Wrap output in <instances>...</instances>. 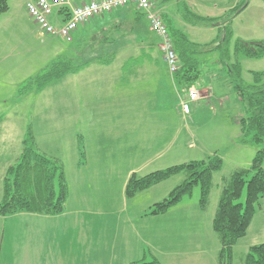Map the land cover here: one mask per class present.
<instances>
[{
  "label": "rangeland",
  "instance_id": "rangeland-1",
  "mask_svg": "<svg viewBox=\"0 0 264 264\" xmlns=\"http://www.w3.org/2000/svg\"><path fill=\"white\" fill-rule=\"evenodd\" d=\"M162 2L156 0V6L163 14L166 12V20L169 17L174 18V15L183 19L180 27L176 22L168 20L173 27H178L191 42L206 46V51L212 50L199 56L203 62L202 73L195 87L200 93V99L190 105L191 113L189 116L184 115L183 124L184 130H189L193 137H189L185 132V151L178 158L182 160H178L179 164L176 165L206 160L214 155L219 156L224 165L220 172L214 174L213 189L206 212L200 211V186L194 187L191 194L185 196L176 207L170 209L172 219L167 224L169 227V249L167 252L162 250L158 255L164 263L168 264L172 262L171 257L165 258L164 255L171 254L172 250L183 255L182 264H219L218 254L221 245L217 234L213 231L212 224L221 192L235 171L250 168L258 149L244 147L239 142L241 133L239 121L245 113L243 104L236 93L230 69L222 62L224 48L216 50L214 46L221 39V31L216 28L210 29L212 27L192 26L187 19L192 18V13L202 17L220 18L239 6L238 12L235 13L230 23L232 39L228 47L231 63H233L236 60L235 45L237 41L250 44L264 43V0H165ZM8 4L10 12L0 15V25L4 26V30L0 32V46L5 55L9 57L6 68L0 69V117L3 119L0 127L7 144L3 160L9 165L11 161L19 157L23 138L30 130L34 136L38 137L35 144L38 152L48 158L58 159L64 165L65 179L70 187V194L74 188L78 193L80 190L81 194L82 183L74 177V173L77 163L86 164L87 162L86 154L80 155L81 160L78 153L80 135L84 150L87 143L90 153H95L94 150L99 146L111 148V151L102 149V156L91 154L90 165L95 164V159L99 157L104 162L111 161L130 169L131 164L128 160L126 162L122 158L119 159L120 156L112 154V147H117V134L128 133L127 124L117 125L111 122L99 124L98 127L95 124L87 123L72 124L65 118L64 101L79 100L78 92H80L81 83H89L92 89L95 88V98H103V100L113 98L112 100L119 102V106H121L118 108L119 115L135 117L143 115L153 118L170 115L171 110L175 111V108L179 106H177L179 94L172 85L171 77L166 72V63L150 64L143 57H134L136 55L131 49L115 51L116 57L114 58V45L111 47L110 44V48H107L104 42L101 43L106 32L100 36L96 35V39L98 38L96 41L93 35L98 30L89 26L84 31L87 37L83 42L74 38L68 42L59 37L50 36L35 23L26 9L21 12L20 9L23 4L25 5V0H8ZM23 7L25 8V6ZM131 9L136 15V11ZM123 12H125L124 9L115 10V16H107L106 21L112 22L116 16L122 15ZM14 15L19 26L15 22L7 23L8 19ZM142 19L143 24L148 27L146 19L144 17ZM110 25L106 27L107 30L111 29ZM152 39L156 43L155 35H152ZM157 40L159 41V39ZM95 55H99L102 59L111 58L102 60L109 62L111 66L106 69V73L100 74L98 77L95 75V78L101 82L92 83L88 77L81 79L67 77L71 75L69 74L53 82L41 93L33 92L24 97L18 94L20 84L25 79L36 76L56 58L64 56L70 58L74 65L87 64L89 66L97 62ZM237 60L241 66V80L246 84H252L253 73L264 72V57L249 59L240 56ZM123 66L126 67L123 69L124 71L122 70ZM152 67L157 69L155 74L143 71L144 68ZM71 89L74 90V95L71 94ZM104 92H111L112 96L108 97L109 95L107 96ZM182 96L185 94L183 93ZM115 113L116 109L113 115ZM139 125L141 124L135 123V126ZM84 134L87 136V142ZM188 143L193 147L188 149ZM172 161L168 160V165L173 163ZM163 166V164L157 163L139 174L146 175L163 169ZM118 173V182L120 183L122 174L125 172L118 170ZM88 174L96 173L89 171ZM252 175L253 173L248 176L247 180ZM183 180L184 174L175 176L160 184V187L145 190L135 197L129 198L127 203L126 199L117 201V197L112 199L107 197L108 203L102 204H93L91 200L86 203L77 202L73 199L67 208L90 209L89 206H101L103 209L115 213L110 219L105 220L106 228L110 230L121 228L120 234H122V228H127L128 222L131 220L139 222L137 213L144 203L153 201L155 198L158 199L157 202L165 200ZM100 187L105 193L116 189L115 187L110 188V184L106 185L105 183ZM91 191L92 194L95 193L93 189ZM245 199L246 188L237 203L244 204ZM127 204L129 211H135L136 214L129 215V217L127 213H122L123 215L120 213L122 209H126ZM256 215L246 237L234 247L232 264H244L249 248L264 243L263 200ZM147 258L146 261L149 262L150 260Z\"/></svg>",
  "mask_w": 264,
  "mask_h": 264
},
{
  "label": "crops",
  "instance_id": "crops-1",
  "mask_svg": "<svg viewBox=\"0 0 264 264\" xmlns=\"http://www.w3.org/2000/svg\"><path fill=\"white\" fill-rule=\"evenodd\" d=\"M23 6L25 5L23 4ZM23 6L20 9L21 12L26 9ZM123 9L125 12L120 16H116V18H114L115 20L112 22L106 21V17L115 16V11L109 15L107 14L103 17L94 18L89 23L79 26L74 32L73 38L83 42L87 37L84 34L87 26L90 28H97V33L94 32L93 35L95 40L98 41V38L96 39L95 37L96 35L100 36L106 32L105 36L102 37L101 43L104 42L107 48H110V44L111 47L114 45V58L116 57L117 51L131 49L134 55H136L134 57H143L145 60H148L150 64L157 65L160 62L165 64L163 56L159 51V41L157 40L159 38L150 31L149 25L146 27L143 24V19L137 18V15H134V12L131 11V7ZM165 13L163 14L162 12L163 18H165ZM168 20H172L173 23L176 22L178 24L177 26L180 27L183 19L174 15V18L169 17ZM10 22H15L17 26H19V22L15 15L8 19L7 23ZM109 24H111V29L107 30L106 27ZM215 28L218 31L220 30L219 27H212L210 29ZM3 30L4 26L0 25V32ZM151 34L157 37L156 43H154ZM95 57V59H97L95 64H90L89 66L85 65L79 72L67 77H77L78 79L88 77L92 83L101 82L95 78V75L98 77V75H104L106 73V69H109L111 66L109 62L102 60H110L111 58L102 59L99 55H95ZM8 60V55H5L0 46V69L6 68ZM165 65L167 67L166 72L171 77L168 66L167 64ZM125 68L126 67L123 66L122 70ZM143 71L155 74L157 69L156 67L144 68ZM26 80H28V78L23 82ZM116 80L118 81V78ZM171 82L179 94L177 99V106H179H176L177 108H175V111L172 109L170 115H162L154 118L143 115H138V117L119 115L118 108L121 107L119 106V102L112 100L113 98H105L104 100L103 98H95V88L92 89L89 83H81L80 92H78L80 96L79 100L64 99V115L72 124L81 125L82 123H87L95 124L96 126L111 122L117 125L127 124L128 133L121 132L117 134V147H112V154L113 156H120L119 159L122 158L126 162L128 160L131 164V168L128 169L127 166H123L122 164L118 165L111 161L104 162L99 157L95 159V164L90 165L91 154L102 156V149L111 151V148H102L99 146L94 150L95 153H90L88 144L86 143L84 155L86 154L87 162L86 164L81 161V164L77 163V168L74 173V177L79 179L82 183L81 194L80 190L78 193L75 188L73 191L71 190V194L69 190L65 211L62 214L46 216L23 212L6 217L0 215V264H139L143 260H146L147 256L148 260L155 258L161 264H168L164 263L158 254L162 250L167 252L169 249V227L167 224L172 219L170 210L164 215L146 216L150 207L158 203L156 201L158 199L155 198L153 201H148L146 204L144 203L139 213H137L139 222L133 220L128 222L127 228H122V234H120L121 228L114 230L106 228L105 220L108 218L110 219L115 213L105 210L101 206H89L90 209H72L71 207L67 208V206L73 199L77 202L83 201L86 203L91 200L93 204H102L108 203L109 199L117 197V201H124L126 199L127 203L129 198L125 195V189L132 175L145 176L140 175L139 172H143L145 169L157 163L163 164V169L179 164L177 163L178 160L182 159L178 158H180L185 151V132L189 137L193 136L189 130H184L185 128L183 125L185 116L181 109V98L184 97L182 94H185V92H181L178 89L177 83L173 77H171ZM195 86L191 88H196ZM70 92L74 95L73 89H71ZM104 93L107 96L109 95L108 97L112 96L111 92ZM115 109L116 113L113 115ZM2 121L3 119L0 117V125H2ZM135 123H140L141 125L135 126ZM2 133L3 131L0 127V202L3 193V179L8 168L18 161L23 151V141L25 138L24 136L21 153L19 157H17L18 159L16 158L11 161L9 163V165H11L9 166L8 163L3 160L4 154L7 151V144ZM83 136L86 138L87 142V136L85 134ZM80 138H82L81 135L78 140V148L80 147ZM35 139L38 140V137L35 136ZM241 139L242 135L240 133V143ZM97 144H100V142H97ZM188 145V149L193 147L190 143H188ZM242 145L244 147H253L250 145ZM78 153L80 156V148L78 149ZM168 160H173V163L168 165ZM118 170L125 172L122 174L120 183L118 182ZM89 171L95 172L96 174L90 175L88 174ZM103 183L106 185L110 184V188L115 187L116 189H111V191H106L107 193H105L100 187ZM159 185L150 189L160 187ZM68 188L70 187L68 186ZM91 189L94 190V194H92ZM124 207L125 204L123 208ZM201 212L203 213V211ZM120 213H127L128 216L136 214L135 211H129L128 204L126 209H122ZM164 257H171L170 259L172 262L170 264H182L181 259L183 255L176 253V251L172 250L171 254L166 253Z\"/></svg>",
  "mask_w": 264,
  "mask_h": 264
},
{
  "label": "trees",
  "instance_id": "trees-1",
  "mask_svg": "<svg viewBox=\"0 0 264 264\" xmlns=\"http://www.w3.org/2000/svg\"><path fill=\"white\" fill-rule=\"evenodd\" d=\"M152 1L156 4V0ZM157 1L165 2V0ZM129 7L136 11L137 18L144 17L135 7ZM238 8L239 6L220 18L201 17L192 13V18L187 19L193 26L220 28L221 39L214 46L216 50L224 48L222 62L230 69L236 93L243 104L245 113L239 121L241 143L258 149L250 168L235 171L221 192L212 224L213 231L217 234L221 245L218 254L219 264H232L234 247L246 237L264 199V72L253 73L252 84H246L241 80V66L237 60L240 56L249 59L263 58L264 43L250 44L237 41L236 60L231 63L228 47L232 39L230 23L235 13L238 12ZM9 9L8 0H0V15L8 13ZM164 20L180 63V71L174 79L178 89L181 92H187L201 77L203 62L199 56L212 50L206 51V46L191 42L184 32L173 27L165 18ZM84 66L74 65L70 58L58 57L36 76L23 82L19 87V94L25 96L32 92L40 93L53 82L66 75L79 72ZM80 143V155L83 156L82 138H80ZM35 144L34 133L27 131L22 153L16 164L8 168L3 179V193L0 202L2 217L23 212L56 216L65 211L69 188L65 179L64 165L58 159L48 158L39 153ZM223 165V160L214 155L206 160L171 166L145 176L134 174L127 182L125 195L127 198H133L145 190L184 174L182 183L175 187L165 200L151 206L146 216L166 214L185 196L191 194L196 186H200V208L204 212L207 210L213 189L214 174L220 172ZM251 173H253L252 177L247 180ZM245 188V203H237ZM139 264L161 263L152 258L149 262L143 260ZM244 264H264V243L249 248Z\"/></svg>",
  "mask_w": 264,
  "mask_h": 264
},
{
  "label": "built area",
  "instance_id": "built-area-1",
  "mask_svg": "<svg viewBox=\"0 0 264 264\" xmlns=\"http://www.w3.org/2000/svg\"><path fill=\"white\" fill-rule=\"evenodd\" d=\"M129 6L136 8L148 22L150 31L159 38V51L171 77L180 71V63L163 14L152 0H25V8L35 23L48 35L72 41L79 26L97 17ZM200 93L190 88L181 98L184 115L191 113V104L198 102Z\"/></svg>",
  "mask_w": 264,
  "mask_h": 264
}]
</instances>
